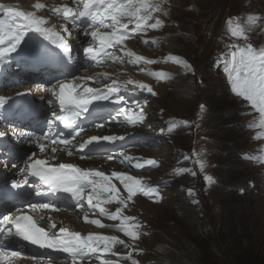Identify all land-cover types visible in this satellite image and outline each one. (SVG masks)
Returning a JSON list of instances; mask_svg holds the SVG:
<instances>
[{
  "label": "snow or ice",
  "instance_id": "obj_1",
  "mask_svg": "<svg viewBox=\"0 0 264 264\" xmlns=\"http://www.w3.org/2000/svg\"><path fill=\"white\" fill-rule=\"evenodd\" d=\"M75 7L62 6L53 7L51 12L61 15L63 18L70 19L75 27L83 30L85 36H90L91 40L87 47L83 48V53L87 59L101 63V61H112L113 63L124 64V57L129 58V64L136 65L140 62L155 63L152 60H146L145 57L137 55L131 49H127L124 41L130 38L134 33L146 31L147 29H158L163 26V22L156 18L153 23V14L161 11V3L158 0H72ZM38 10L45 9L44 3H36L34 6ZM0 12H3V18H0V61L9 57L12 53H17L25 43L29 33L38 34L44 39L54 44L69 58L72 55V45L69 43L68 37H72V32L68 27H63V32L67 36L61 35L54 27H45L48 21L38 16L35 12H25L17 10L14 7L0 4ZM259 17L250 16L248 24L245 26L233 27V21L230 19L227 23L233 37L248 40L247 31L255 26ZM129 25H132L130 28ZM148 43V41H144ZM124 45V47H119ZM119 49L123 56L117 55L109 49ZM233 49L229 53V59L225 61L224 70L228 74V80L231 82L232 91L245 101L260 114L258 127H264V47L256 48L251 43L243 46L239 43H232ZM184 66L191 70V66L184 62ZM143 71V69H141ZM155 75V74H153ZM101 78H109L107 73L96 74L88 77H78L77 80L84 81L83 84H77L74 81L61 82L48 89L59 103V111L61 114L53 112L54 123L59 122L66 129H72L70 133L71 139L67 137L61 138L57 134L56 138L47 137L48 143L37 141L39 152L47 153V156H38L32 153L26 163L23 181L16 182L13 187L20 188L22 184L29 181L27 176L32 177L46 185L48 190L53 193L69 194L77 202V207L81 210L85 208V203L89 210H98V214L107 217L111 221H121L118 225L105 224L101 219H89L88 213L85 212L83 219L88 224L95 225L97 228H116L125 236L130 238L128 243L117 235H105L102 233H89L82 236L79 231L70 230L68 227H60L57 231L51 233L44 227H39L32 216L24 210L18 209L11 216L4 217V227L0 228V234L8 236L20 237L21 239L38 245L41 248L56 249L65 253H69L72 257V264H84L85 258L93 254H101L96 256L100 259V264H114L113 261L102 258L103 254L112 253L117 244L123 245L125 248L133 247V242L140 238L138 229L141 227L139 223H129L135 221L136 217L124 215V209L128 207V202L138 192L145 195L155 193L159 197L160 193L156 188H150L141 184V180L135 176L129 175L122 171H111L106 174L105 171L95 168H82L74 163L60 162L53 164L50 161L56 160V145L63 146L68 156L75 153L72 150L73 141L84 131L83 127L74 124L82 114L88 113L89 108L99 101H113L121 103L124 100L119 92L122 87L134 85L135 88L146 90L152 95L156 93L152 87L146 83L127 80L124 82L116 79L111 80L110 84L103 87H88L87 80L99 81ZM17 95H26V93H17ZM4 98H0V105L4 103ZM201 109L204 106L201 105ZM118 113L125 119L119 121L121 124H130L133 127L143 123L145 114L142 108L139 111L132 107L118 109ZM97 128L103 127L102 124L95 125ZM79 127V130H75ZM171 130V129H170ZM6 135L0 131V138ZM259 138V137H258ZM124 136L93 135L88 139L79 143V149L97 144L100 141L115 142L124 140ZM49 144L53 147L49 148ZM123 159L120 163L127 161L132 164L133 157L120 154ZM84 159V156L80 157ZM112 156H108L107 160H112ZM148 165H155L156 161H146ZM135 168L144 167L143 163H135ZM203 170L204 164L200 163ZM195 175V172L192 173ZM115 181L123 186L124 192L117 187ZM205 180L213 183L211 176H205ZM126 192V195L124 194ZM118 205L115 211H110L106 205ZM33 211L40 209H51L58 211L59 208L49 202L31 205ZM50 229L55 230L57 225L53 222L48 225ZM12 256H20L21 253L13 251ZM132 260V264H138L132 259L131 254L126 257Z\"/></svg>",
  "mask_w": 264,
  "mask_h": 264
},
{
  "label": "rangeland",
  "instance_id": "obj_2",
  "mask_svg": "<svg viewBox=\"0 0 264 264\" xmlns=\"http://www.w3.org/2000/svg\"><path fill=\"white\" fill-rule=\"evenodd\" d=\"M245 1L203 0L197 4L195 0H175L174 16L181 23L184 34L175 41L170 38L164 41L167 46L164 44L165 47L159 51L167 52L168 62L172 61L164 64V67L175 69L176 74L187 71L183 67L182 53L195 62V68L199 67L204 79L200 82L196 76L191 78L190 74L195 73L194 71L186 73L187 76L174 83L169 82L170 78L165 73L154 71L147 75L153 81L152 88H159L160 99L156 103L161 105V109H167L168 115L162 118L151 112V129L164 131L165 134L157 139L156 148L150 144L143 145L140 151L158 157L162 162L160 167L145 175L167 184L160 203L154 204L137 198L135 211L143 216V223L150 222L153 225V231L150 230L149 235L154 233L145 243L151 244L152 250L156 252L158 248L154 244H160L162 250L177 259L178 264H209L190 240L194 239L193 236L198 231L204 235L199 245L203 247L212 243L219 264H236L235 241H226L229 230L235 223L241 226L238 235L244 234L252 240L244 241L243 244L245 254H248L245 264H264V178L262 186L258 181V185L252 188V183L257 182L259 176L258 169L241 157V152L252 150L254 144L244 127L242 128L244 117L237 114L240 107L236 99L228 94L219 72L214 69V63L210 62L218 44L210 41L206 50L201 51L199 37L193 36L195 30L198 34L205 32L195 24L199 17L194 12L197 7L212 18L217 15L219 28L220 12H237L246 8ZM252 1L246 2L247 8L253 6ZM198 20L199 23L203 21L202 18ZM177 28L175 24L172 30L176 31ZM155 55L158 53L155 52ZM124 59V64H118L117 72L127 71L124 76L131 79L137 78L141 69H148L145 67L135 70L127 62L129 58ZM108 67L106 64L100 70H107ZM128 87L129 91H136L133 85ZM170 87H176L170 90L171 95ZM201 105L204 106L203 110ZM180 116L202 120L204 125L198 133L201 136L199 140L194 142L195 139L191 140L189 133L183 131L184 124L180 121ZM164 120L168 123H163ZM231 126L236 131L225 134L223 129ZM256 159L262 169L264 148L256 153ZM201 162L204 164L203 170L200 168ZM193 172L195 175H192ZM205 176H211L214 182H207ZM222 225H225L226 230L221 231ZM183 240L185 246L181 244ZM177 254L179 256L175 257Z\"/></svg>",
  "mask_w": 264,
  "mask_h": 264
},
{
  "label": "trees",
  "instance_id": "obj_3",
  "mask_svg": "<svg viewBox=\"0 0 264 264\" xmlns=\"http://www.w3.org/2000/svg\"><path fill=\"white\" fill-rule=\"evenodd\" d=\"M238 114V112H237ZM223 131L225 132V134L229 135L230 133L233 134L236 129L235 127L231 126L228 129L225 128L223 129ZM235 156V155H234ZM237 157V156H235ZM240 197V196H239ZM221 231L226 230L225 225L221 227ZM241 230V226L239 225V223H235V225H233V228L229 230L230 234L226 237V241L231 242V239L235 241L234 245V249L236 250V256L234 262L236 264H245L247 259H248V254H245V250L243 249V244L244 241H250L252 242V240L250 239L251 237L246 236V235H238L239 231ZM246 230V229H244ZM194 239H190L198 248V251L201 252L205 262L211 264L213 262V264H219L217 262V255L215 253V250L211 244L208 245H204L203 247H201L199 244L202 241V239L204 238L203 232L198 231L194 236ZM182 246H185V240L181 241ZM243 250V251H242ZM192 252V251H191ZM179 255L177 254L175 257H178ZM175 261H177V259H174ZM233 262V263H234Z\"/></svg>",
  "mask_w": 264,
  "mask_h": 264
},
{
  "label": "bare ground",
  "instance_id": "obj_4",
  "mask_svg": "<svg viewBox=\"0 0 264 264\" xmlns=\"http://www.w3.org/2000/svg\"><path fill=\"white\" fill-rule=\"evenodd\" d=\"M195 2H197V4L199 3V2H203V0H195ZM170 39H172V40H176V38H174V37H169ZM168 38V39H169ZM178 38V37H177ZM172 51H174V50H171V52ZM104 62V61H103ZM105 66H106V64H105ZM118 67H119V65H118V63H111L110 65H109V67H108V69L107 70H100L98 73H96V74H102V73H107L108 74V77L109 78H101V79H99V81H97L98 82V84L101 86V87H103L104 85H106V84H110L111 83V80H113V79H116V80H118V81H121V82H124V81H127V80H133V81H138V82H141V83H146V84H148V85H150L151 87H153L152 85H151V82L153 83V81L150 79V78H148L145 74H146V72L147 71H140V73H139V75H138V77L137 78H135V79H131V78H129L128 76H123V79L118 75V73H117V69H118ZM146 67H147V65H146ZM143 68H145V67H143ZM20 71H21V69H20ZM91 72H96V69H91ZM95 74V75H96ZM134 86V85H133ZM134 88H135V86H134ZM129 89V87L127 86V87H122L121 88V90H120V92H119V95H122L123 97H124V100L121 102V103H119V105H126V104H128L129 102H128V100L131 98V94H132V92L133 91H129L128 90ZM135 90H140V89H138V88H135ZM125 92V93H124ZM10 101H14V100H10ZM7 101H5L4 103H6ZM0 108H1V106H0ZM2 109V112H4L5 111V108L4 107H2L1 108ZM31 109H29V112H28V114L29 115H31L32 117H33V115L31 114ZM39 113V112H38ZM41 115V114H40ZM112 136H124L125 137V139L124 140H118V141H115L114 143H127V141H128V139H129V135L128 134H122V135H117V134H113ZM4 170H6V168H4ZM130 204H131V201H129V203H128V207L126 208V209H124L125 210V212H127V210H128V208H129V206H130ZM72 222H74V223H76L77 222V220L76 219H73L72 217H70V216H67ZM110 232H116V228H111L110 229Z\"/></svg>",
  "mask_w": 264,
  "mask_h": 264
}]
</instances>
